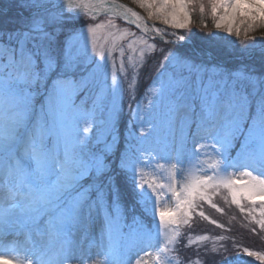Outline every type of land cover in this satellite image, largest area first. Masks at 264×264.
<instances>
[{"label": "snow or ice", "instance_id": "obj_1", "mask_svg": "<svg viewBox=\"0 0 264 264\" xmlns=\"http://www.w3.org/2000/svg\"><path fill=\"white\" fill-rule=\"evenodd\" d=\"M132 3L146 16L117 0H20L19 27L0 30V264H185L171 246L210 239L195 252L200 264H264V69L208 67L178 47L197 8L252 47L236 21L250 22L245 35L259 27L264 0ZM101 14L109 18L98 23ZM137 51L127 68L153 60L155 75L135 108L128 84L121 148L124 57ZM126 191L143 213L131 223ZM215 196L239 209L257 241L192 238L194 216L224 228L202 208L222 212Z\"/></svg>", "mask_w": 264, "mask_h": 264}, {"label": "rangeland", "instance_id": "obj_2", "mask_svg": "<svg viewBox=\"0 0 264 264\" xmlns=\"http://www.w3.org/2000/svg\"><path fill=\"white\" fill-rule=\"evenodd\" d=\"M199 2L204 3L205 6H207V0H199ZM117 3L125 4L126 6L132 7L135 11L139 12L141 15L146 16V14L143 12L142 9H140L136 4L132 3V0H117ZM19 4H20V0H0V30L10 31L19 27L18 21L21 19L23 15L27 14L25 9L21 8ZM103 16L106 15L101 14L97 17V19L99 20L97 21L98 23L107 20V19H100ZM192 21L193 22L190 25V34L187 30L184 31L183 34L189 36L188 41L192 43L193 40L198 38V40H200L203 43L202 44L203 46L200 47L199 49H196V47L198 46L196 44L195 45L192 44L193 48L191 46H188L189 49H185L183 47L182 51L193 55V57L198 62L203 61L208 67L219 65L218 67H222L225 71L236 70L241 65H248L250 67H255L258 71L264 69V39H261L262 37H264V22H259V21L256 22L260 26L256 27L254 30L248 31L247 35H245L244 29L247 27V23L250 22L241 24L240 19L236 21L237 26L241 27V34L239 36V41L251 42L253 39H255L256 44L253 45L252 47H255L256 49L249 52L250 56L248 57L240 56L239 58L241 59L240 60L237 59L238 61L234 62V60L232 61L226 60L227 56L229 57V55L234 54L237 51L239 53L244 49L241 43L239 42L233 43V41H236L237 39L235 35V31L233 32L231 37H226L223 29L218 30L213 26V20L210 16V13L206 11L203 18H201L198 8L196 12L193 14ZM115 22L118 24L117 21ZM120 22L121 24L118 25H120L121 28L127 27V25H125L122 20H120ZM202 23H206L207 27L206 28L203 27ZM159 26L164 27L163 25H159ZM169 31H171V29H169ZM205 33H213L215 35H205ZM188 41L187 43H184L186 44L185 46L189 44ZM119 43L120 41H117V44ZM197 44L200 45L199 43ZM160 46L164 47L163 45ZM167 46L172 47L171 45H167ZM137 48H139V45H137ZM113 55L119 57V50L117 49L116 51H114ZM128 55L133 56L134 60H136L139 58V52L138 51L136 53L126 52V55L124 57L127 79L124 80V84H123L125 89L124 108L120 115L119 123H118V129L121 135V141L119 147L121 148L123 147L122 146L123 136L129 125V121L132 118V111L128 105V91H127L128 84L129 82H132L135 87L136 99L132 102V108H135L136 102L139 101L140 98L144 95L145 91L152 86V77L155 75L153 60L152 63H150L151 60H149L147 66L140 68L135 73L131 69L127 68ZM161 59L162 57H160L159 55L154 57L155 61ZM215 62H217L218 65ZM119 66H120V60L117 59V70L119 69ZM120 78L124 79L123 77ZM109 83H111V72L109 73ZM42 101H43L42 96H38L36 98L37 107H39ZM90 103L91 101H89V104ZM133 130L138 132V128H134ZM232 155H235V152H233ZM160 175H166V174L161 172ZM213 200L218 205V207L223 209V211L217 212L215 209L209 207V205L206 203L202 206L203 211L210 218L215 219L218 223H222L224 225V228L223 229L217 228L215 225L210 224L208 221L202 220L198 216H194L193 219L195 220V226H194V235L192 237L194 240L196 235H207L210 237H214L217 235L235 234L237 239H241L243 242L248 244L257 241L256 234L249 231L252 225L248 223V221L240 213L239 209L235 207V205L230 206L228 204H225L224 200L220 196L213 197ZM123 203L126 208L127 223H131V218L133 214L143 217V213L141 212V205L136 203V201L133 199L129 191H126V194L123 199ZM133 204H135V213H133L132 211H127V209H130ZM257 218H258V213H257ZM156 223L157 224L159 223L158 220L156 221ZM99 230H100V224L97 223L91 229L92 235L93 236L98 235ZM184 231L185 228L184 226H182L181 227L182 236L184 234ZM257 231H259L258 226H257ZM205 245H207L208 248H211L213 245V241L210 239L207 241H197L192 245H187V242L185 240L184 244L175 245L176 251L170 252L171 254L169 253V257L179 260L178 251H181L185 253V257L188 260L192 261V264H200V260L195 255V252L198 249L204 248ZM158 246L159 245H157V247ZM259 246H260L259 243H257V247ZM85 248L91 253L92 257H96L98 249H96L94 246L90 245L87 242L85 244ZM185 257L183 256L184 259ZM133 259H135V257H133ZM185 264H187V260H185Z\"/></svg>", "mask_w": 264, "mask_h": 264}, {"label": "trees", "instance_id": "obj_3", "mask_svg": "<svg viewBox=\"0 0 264 264\" xmlns=\"http://www.w3.org/2000/svg\"><path fill=\"white\" fill-rule=\"evenodd\" d=\"M201 39V38H200ZM199 43L200 45H198L197 43ZM193 44L195 45H197L198 47H202L203 45V43L200 41V40H198V38H196L195 40H193ZM185 49H189V47H185ZM196 49H198V48H196ZM254 49H256L255 47H250V48H247V49H243L241 52H239L238 53V51L236 52V53H234V54H231V55H229V57L227 56V58H226V60H228V61H232V60H234V62H236L237 61V58H239L240 56H245V55H248V53L250 52V51H252V50H254ZM247 50V51H246ZM180 51H182V50H180ZM156 57V56H155ZM149 63V62H148ZM150 63H152V60H151V62Z\"/></svg>", "mask_w": 264, "mask_h": 264}]
</instances>
